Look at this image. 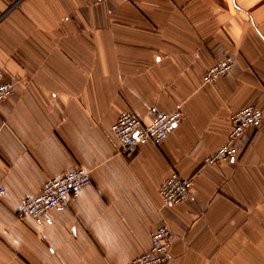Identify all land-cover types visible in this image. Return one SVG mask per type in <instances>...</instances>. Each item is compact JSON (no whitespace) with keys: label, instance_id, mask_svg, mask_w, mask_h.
Returning <instances> with one entry per match:
<instances>
[{"label":"crops","instance_id":"1","mask_svg":"<svg viewBox=\"0 0 264 264\" xmlns=\"http://www.w3.org/2000/svg\"><path fill=\"white\" fill-rule=\"evenodd\" d=\"M232 57L215 83L203 75ZM0 264H130L166 220L167 264H264V122L234 159L208 163L231 114L264 111V0H0ZM183 102L160 144L124 154L111 126ZM85 166L93 182L43 223L21 199ZM191 195L163 206L173 173ZM198 172V173H197Z\"/></svg>","mask_w":264,"mask_h":264},{"label":"built area","instance_id":"2","mask_svg":"<svg viewBox=\"0 0 264 264\" xmlns=\"http://www.w3.org/2000/svg\"><path fill=\"white\" fill-rule=\"evenodd\" d=\"M103 1V0H96ZM234 66V59L227 57L211 65L203 75L205 83H215L227 75ZM13 91V83L0 79V101ZM183 102H177L170 111L157 113L151 121L125 112L120 114L111 126V130L124 154H131L141 145L152 143L160 145L176 129L184 118ZM232 128L219 148L206 158L208 163L234 159L239 154V141L250 127L258 128L264 122V111L255 105H246L231 114ZM198 173V172H197ZM195 176H182L175 172L163 183L160 193L163 206L179 204L192 193ZM93 182L91 170L77 166L63 174L48 178L37 194L24 196L19 204L18 217H32L41 224L54 209H65L72 197ZM7 189L0 178V199L6 196ZM175 233L166 220H162L152 232L149 249L139 254L130 264H167L171 256Z\"/></svg>","mask_w":264,"mask_h":264}]
</instances>
